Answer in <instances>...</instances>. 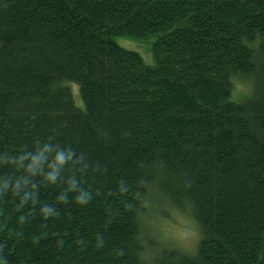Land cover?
Here are the masks:
<instances>
[{
  "label": "trees",
  "instance_id": "16d2710c",
  "mask_svg": "<svg viewBox=\"0 0 264 264\" xmlns=\"http://www.w3.org/2000/svg\"><path fill=\"white\" fill-rule=\"evenodd\" d=\"M0 264H264V0H0Z\"/></svg>",
  "mask_w": 264,
  "mask_h": 264
},
{
  "label": "rangeland",
  "instance_id": "374dc122",
  "mask_svg": "<svg viewBox=\"0 0 264 264\" xmlns=\"http://www.w3.org/2000/svg\"><path fill=\"white\" fill-rule=\"evenodd\" d=\"M156 38L147 40L132 39L128 37H116L114 41L122 48L138 53L146 66L155 65L153 56V44ZM234 92H232V101L241 103L253 92L254 81L238 79L232 80ZM72 93L75 106L84 109V103L79 95V88L72 84ZM188 212V213H187ZM187 212L179 211L175 207L159 204H150L144 213V222L149 231V240L154 245H158L155 252L160 253L163 250L179 249L187 253L197 251L200 233L195 220L192 217L190 209ZM150 246V248H153Z\"/></svg>",
  "mask_w": 264,
  "mask_h": 264
},
{
  "label": "clouds",
  "instance_id": "9594fccd",
  "mask_svg": "<svg viewBox=\"0 0 264 264\" xmlns=\"http://www.w3.org/2000/svg\"><path fill=\"white\" fill-rule=\"evenodd\" d=\"M59 159H60L61 161H63V159H64L63 154H60V155H59ZM45 211L48 212V213H50V212H51V209H46Z\"/></svg>",
  "mask_w": 264,
  "mask_h": 264
}]
</instances>
